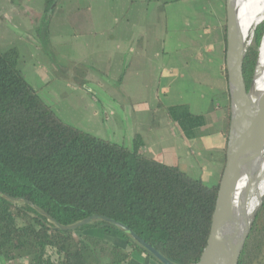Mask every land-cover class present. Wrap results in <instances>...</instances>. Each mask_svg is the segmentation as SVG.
<instances>
[{"label": "trees", "instance_id": "trees-1", "mask_svg": "<svg viewBox=\"0 0 264 264\" xmlns=\"http://www.w3.org/2000/svg\"><path fill=\"white\" fill-rule=\"evenodd\" d=\"M54 1L45 0L46 14ZM46 27L47 21L41 30ZM252 29L242 61L246 89L264 35V20L253 21L250 36ZM223 34L226 46L225 24ZM223 58L221 71L227 80L225 48ZM17 59L15 48L0 50V191L32 202L62 225L91 214L110 217L168 259L198 263L210 232L219 182L206 184L177 165L65 123L27 83ZM225 109L228 133L229 106ZM166 112L186 137L203 133L204 116L192 114L186 104L168 106ZM263 209L264 199L237 264H252L261 252ZM91 228L117 231L101 222L74 231L55 229L31 206L0 197V256L7 261L29 257L31 264H97L99 255L110 252L112 264H122L131 250L145 253L125 235L127 249L84 234Z\"/></svg>", "mask_w": 264, "mask_h": 264}, {"label": "crops", "instance_id": "crops-1", "mask_svg": "<svg viewBox=\"0 0 264 264\" xmlns=\"http://www.w3.org/2000/svg\"><path fill=\"white\" fill-rule=\"evenodd\" d=\"M216 1L217 8L206 11L200 4L207 0H55L46 14L44 0H0V50H17L20 73L61 120L68 105L76 108L73 99L77 98L78 105L93 107L102 138L137 149L162 163L176 164L185 173L183 164L188 162L198 178L208 183L215 166L220 180L225 163L223 106L229 98L221 71L226 0ZM191 3L198 7L193 4L190 12L184 11L182 7ZM186 16L191 18L186 22L189 28L202 24L203 36L211 27L220 32L214 40L202 44L208 50L206 61H201L198 54L187 57L185 50L189 47L181 46L185 41L191 49L200 48L199 35H178ZM211 16L215 23L210 24L209 19L200 22L199 17ZM216 56L218 66L213 62ZM217 83L215 88L224 101L214 103V110L209 111L214 98L211 92ZM89 84L98 99L86 89ZM197 85L209 88L201 100L207 105L211 98L206 114L202 113L205 109L198 111L197 105L193 109L189 100L182 99ZM176 104H186L192 114L204 116L206 123L200 136L186 137L168 118L166 107ZM213 127L219 137L217 148L224 153V160L218 164L204 159ZM84 234L127 249L118 231L91 228ZM2 259L0 264H31L29 257ZM97 262L112 264L111 253L99 255ZM122 264L159 263L146 253L131 250Z\"/></svg>", "mask_w": 264, "mask_h": 264}, {"label": "bare ground", "instance_id": "bare-ground-1", "mask_svg": "<svg viewBox=\"0 0 264 264\" xmlns=\"http://www.w3.org/2000/svg\"><path fill=\"white\" fill-rule=\"evenodd\" d=\"M259 4L260 0H232L231 8L235 26L231 39V53L246 43L245 35L250 24L254 21ZM248 98L249 113L240 115V140L244 158H232L233 190L227 199L226 207H219L214 218L212 232V235L219 232L220 239L224 238L227 242L226 264L233 260L235 250L245 231L250 227L261 203L250 215L247 213L246 203L250 186L264 152V35L258 47L257 62ZM234 227L238 232L237 236L234 235ZM199 264H218V262L209 251Z\"/></svg>", "mask_w": 264, "mask_h": 264}, {"label": "water", "instance_id": "water-1", "mask_svg": "<svg viewBox=\"0 0 264 264\" xmlns=\"http://www.w3.org/2000/svg\"><path fill=\"white\" fill-rule=\"evenodd\" d=\"M231 3L232 0H226L225 2L226 4L225 5L226 8L225 66L227 72V92L229 97V124H228V133H227V140L225 147V163L218 184L215 207L212 214L210 232L207 238L206 246L202 252V255L198 263L196 264H199L203 259L204 255L209 251L211 252L213 257H215L216 262H218V264H226L227 242L224 240V238L220 239L219 232L216 235H212L213 227H214V218L218 212L219 207L222 208L226 207L227 199L233 190L232 180H231L232 158H238V159L244 158L243 148L240 140V115L248 114L250 110V104L248 98L249 88L246 89L244 78L242 75V61L247 47V43H243L241 47L235 52L232 53L230 52L231 39L234 34V26H235V18L232 12ZM224 184L226 185L225 187ZM0 197L13 204L24 203L27 204L28 206H31L39 214H41L55 229H59L63 231H74L84 225L92 224L96 222H101L103 225L106 226H112L122 235H125L128 238H130L134 243H136L140 248H142L148 256L156 260L159 264H179L162 255L159 251H157L154 247H152L139 235H137L131 228L110 217L98 215V214H91L72 224L62 225L59 224L53 217H51L46 212H44L41 208L35 206L32 202L22 197H13L1 191H0ZM261 204L262 201L260 205ZM249 229L250 227L247 229V231H245L242 240L240 241V243L238 244L235 250L234 258L229 264H237L239 254L243 246V242L249 232ZM237 234L238 232L234 227V235L237 236Z\"/></svg>", "mask_w": 264, "mask_h": 264}, {"label": "rangeland", "instance_id": "rangeland-1", "mask_svg": "<svg viewBox=\"0 0 264 264\" xmlns=\"http://www.w3.org/2000/svg\"><path fill=\"white\" fill-rule=\"evenodd\" d=\"M193 4H194V8L198 7L197 3H191L189 5V7L187 4V5H184L182 8L184 9V11L190 12L189 10L193 8ZM201 5L205 6L204 8L207 11L210 7L217 8V1L216 0H207V2H203V4H200V6ZM247 14L248 13L246 12V15ZM199 18H200V22H203V21L209 19L211 21L210 24H212V22L215 23L214 17H212V16L209 18H207V17H204V18L199 17ZM190 20H191V18H189L187 16L185 17L184 26L180 25L178 35H179V37L181 36L182 38L190 37V35H193V36L199 35V46H200V48L199 49L198 48H192L191 49L190 48L191 44H188L185 41L181 42V46L182 47H189L188 50H185L187 57H189V56L196 57V55L198 54L199 55L198 58H200L201 61H203V60L206 61V59L209 56L208 50L205 48H202V44L207 42V41L214 40L220 34V32L217 30V28L214 29V27H211L210 31H208V33L205 34V36H203L204 33L202 32V24H201V27H199V28H196L194 26L189 28L187 26L188 24L186 22H188ZM254 20H256L257 22L264 20V0H260V4H259V7H258V10L256 12V16H255ZM196 23L199 26V23L198 22H196ZM252 23L250 24V26L247 30V33L245 35V40H246L247 45L250 44L252 37H253V30L251 33L252 35L250 36ZM197 29H199V31H200L199 33H197ZM168 30H169V24H167L166 32H168ZM170 33L171 32H169V34ZM215 46L217 47V45H215ZM210 53H212V51ZM216 54L218 55L217 51H216ZM214 59H215V61H213V62H215V64H217V66H218L219 58H217V56H216ZM217 66H214V65L212 66L215 71H216ZM184 74H186V72ZM186 78H187V75L183 78V81L186 80ZM203 83H204V81H203ZM215 86L217 88L218 83L214 84V88H215ZM87 88H89V92L91 93V95H93V96L95 95V97L97 99L99 98V96L95 92V89L92 85L89 84L88 86H86V89ZM216 88H215V90H212V92H211V94H213V96H211V98H213V97L214 98L212 100L211 109L209 111L214 110V107H213L214 103H215V105H217V104L220 105V103H222L224 101L222 94ZM189 89H191V88L189 87ZM205 90H209V88H205V86H202V85L194 86L193 90L191 92H189L188 95H185L182 99L189 100L192 103L193 109L196 108V105L198 107V111H201V108H202V110L205 109L204 112H202V113L206 114V112L208 111V108L210 106L211 98L208 97L207 105H205V103L203 104V101H201V100H202V95H203V97L205 96ZM227 94H228V92H227ZM173 97H174V95H173ZM77 100H78L77 98L73 99V101L75 102L76 108L69 106V105L67 106V110L65 109V117H64V120H62V121H64L65 123H67L69 125H72L76 128H79V129H81V130H83L89 134H92V135L97 136V137H101V136H99V121L95 120L93 118V115H92V108L93 107L92 106H84L81 104L78 105ZM197 100H200V101L198 102ZM196 101H197V104H196ZM226 105L229 106V98L226 101L223 108H225ZM206 107H207V110H206ZM225 111H226V109H225ZM212 115H215V114H212ZM226 115H227V113L224 114V126L225 127H226V120H227ZM214 131H215V127L210 129V132L213 133V136L209 140L210 141L209 152H207V156H205L204 159H207L209 161H213V162L218 164L219 162H221V160H224V153L217 148L219 145V137L215 135ZM224 134H225V139H226V137H227L226 129L224 131ZM193 160L195 161V158ZM172 165H176V164H172ZM215 169H216V166L213 168V171H211L213 173V176L211 177L209 182L207 183V182H205V180H203L204 183L210 185V184L219 182V180L217 178V171ZM183 170H185L189 176H191L193 178H198L199 174L195 171V169L188 162H185L183 164ZM263 199H264V152L262 154V158H261V161L259 163L258 170L256 171V174H255V176L252 180L251 186H250L248 199H247V203H246L247 213L250 215L256 209L258 204L261 201H263ZM260 210H261V205L257 209L256 214ZM263 210L261 211V213H263ZM256 214H255V216H256ZM2 258L3 257L0 256V263L3 260ZM252 264H264V244L261 247V252H260L259 256L256 259H254Z\"/></svg>", "mask_w": 264, "mask_h": 264}, {"label": "built area", "instance_id": "built-area-1", "mask_svg": "<svg viewBox=\"0 0 264 264\" xmlns=\"http://www.w3.org/2000/svg\"><path fill=\"white\" fill-rule=\"evenodd\" d=\"M252 35V34H251Z\"/></svg>", "mask_w": 264, "mask_h": 264}]
</instances>
